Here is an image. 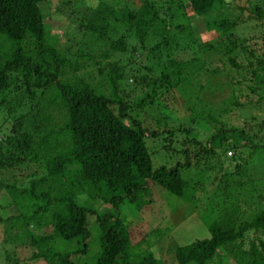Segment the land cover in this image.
I'll return each mask as SVG.
<instances>
[{
    "label": "trees",
    "instance_id": "trees-1",
    "mask_svg": "<svg viewBox=\"0 0 264 264\" xmlns=\"http://www.w3.org/2000/svg\"><path fill=\"white\" fill-rule=\"evenodd\" d=\"M43 1L0 0V105L11 88L20 92L18 109L22 113L0 125V191L8 199L0 208L16 210L14 215L0 218L4 225L2 243L27 246L33 250L29 260L44 264H164L153 253L140 252V243L131 245L129 227L150 203L151 187L194 209V189L200 188L201 195L205 189L202 182L190 187L181 178L182 171L200 161L205 164L220 146L225 152L247 148L264 157V144L254 143L255 137L243 129L224 128L218 120L232 108L241 109L236 98L230 94L225 107H209L198 98L202 87L195 85V74L204 67L198 57L212 53L225 59L228 67L240 70L232 58L239 52L255 64L240 74L235 84L248 80L251 94L260 90L264 95V53L257 55L264 51V0L251 9L235 8L223 0H169L161 14L156 0H115L114 6L99 1L91 12H81L86 20L81 19L78 28L95 44L101 43L100 48L69 56L50 44L39 6ZM116 1L124 3L122 8H115ZM244 19L258 22L261 30L257 35L247 39L236 35ZM196 20L202 22V34L219 40L215 48L208 42L200 43L190 32L189 25ZM120 29L127 37H108V31ZM125 38H133L138 47L127 50ZM151 38L155 41L148 47ZM110 53L128 55L129 62L109 65ZM184 54L189 58L182 60L180 55ZM136 55L149 65L138 67L131 61ZM102 60L108 67L98 73L108 93L78 75L86 62L99 67ZM141 71L146 73L135 77ZM127 73L145 89L134 109L160 108L162 112L154 118L157 125L164 123L165 109L152 101L154 95L172 89L188 93V124L195 126L206 120L219 126L206 146L188 138L192 129L180 125L175 133L184 135L182 160L153 168V152L146 141L159 139L163 133L142 129L138 120L128 116L129 107L118 96V83ZM211 73L218 74V70ZM258 101L264 105V98ZM257 125L264 132V122ZM163 130L171 139L168 147L164 146L169 152L174 135L169 127ZM31 165L40 167L43 176H28L26 186L18 185L15 179L8 182L12 172ZM235 168V173L226 172L220 181L222 198L228 187L242 186L232 180L243 174L238 165ZM79 196L90 202L78 201ZM241 197L243 200L237 199L223 214L217 211V217L208 220L207 238L174 249L175 264H210L219 256L233 264H264V190H243ZM247 201H251L253 211L242 220L238 203L244 207ZM91 202L109 207V212L99 214ZM127 216L131 222L126 221ZM91 224L97 232L95 238L90 236ZM151 234L154 236L150 233L149 237ZM93 243L95 250L90 257ZM15 263L7 256L5 264Z\"/></svg>",
    "mask_w": 264,
    "mask_h": 264
},
{
    "label": "rangeland",
    "instance_id": "rangeland-1",
    "mask_svg": "<svg viewBox=\"0 0 264 264\" xmlns=\"http://www.w3.org/2000/svg\"><path fill=\"white\" fill-rule=\"evenodd\" d=\"M99 1H104L107 5L114 6L115 0H44L39 6L44 14L43 25L46 32L49 34L50 44L54 46L56 50L65 52L69 55L74 54L77 51H81L83 54L92 53L100 48L101 43L95 44L90 37L83 35L78 28L81 19L83 22L86 20L85 16L81 15V12H91ZM122 1V0H121ZM118 2L115 6L116 9L122 8L123 2ZM154 1V0H153ZM169 0H156V3H160V14L162 11H166L167 2ZM185 2V0H182ZM226 4H230L235 8L251 9L254 5H259L261 0H223ZM114 2V3H113ZM178 12V10H177ZM180 12V11H179ZM178 12V14H179ZM257 24V27L255 25ZM261 24V22H260ZM190 32L194 35L195 39L200 43L208 42L212 47H216L219 40L214 39V36H209L203 33L202 22L196 20L190 25ZM259 24L253 20L244 19L242 23L236 28V35L240 38L247 39L250 35H257L261 29L258 28ZM126 34L120 29L116 33L108 31V37L111 40H117L121 35ZM127 50L132 47H138V43L133 38H125ZM155 39L151 38L147 42V46L151 47ZM102 47V46H101ZM264 51L257 52V55H262ZM111 54V53H110ZM128 55L121 53L111 54L110 59L106 60L110 65L114 61L123 62L126 65L129 62ZM182 60L189 58L188 54L180 55ZM235 64L240 66V70L228 67L225 59L220 60L218 56L212 55V53L205 54L198 57L201 62L204 63V67L200 72L195 74V85L202 87L198 98L208 106H215L221 108L226 106L227 99L230 94L236 98L237 102L241 106V109L232 108L229 113H224L218 118L223 124L224 128H230L231 126L243 129L250 136H253L254 143L264 144V132H260L258 129L259 123L264 122V105L258 99H263L264 95L260 90H256L255 94H251V84L248 80L240 84H235L240 74L245 73L250 69V66L255 64V61L248 58L242 53H236L232 56ZM98 60V59H95ZM134 61L138 67L145 64L143 59L135 56ZM105 60L101 61V65L96 67L90 62H86L83 69L80 70L78 75L86 79L94 86H98L101 90H107V86L104 84L103 76L98 73V70L106 71L108 67ZM224 69V72H221ZM218 70V74H212L211 71ZM144 71H141L135 77L144 75ZM156 73V72H154ZM132 77L127 73L118 83V96L125 102L128 107V116L131 119H136L140 122L142 129H147L149 132H161L162 136L159 139L146 141V146L150 152H153L152 161L153 168L160 165L172 166L176 161L182 160L183 150L181 141L183 140V134H176L175 131L180 125L183 129H192L188 138H195L206 146V141L214 134L219 126L212 124L206 120L199 121L198 125L188 124V117L190 112L188 108L191 106L190 99L185 97V92L176 91L172 89L167 92L158 91L154 95L153 102L163 106V118L164 123L157 125L155 123V116L162 112L160 108L148 107L141 111L135 110V103L141 99L144 87H140L135 83ZM194 90H192L193 92ZM108 93V90L106 91ZM20 92L13 91L11 88L6 92L4 97V104L0 105V125L7 122H11L13 118L22 116L19 111V98ZM258 101V103H255ZM25 105L28 104L27 100H24ZM164 104V105H163ZM17 107V108H16ZM223 107V108H224ZM18 109V111H17ZM216 109V108H214ZM166 112V113H165ZM217 118V117H216ZM208 122V123H207ZM123 123H126L124 121ZM164 126L169 127L174 135L172 144H170L169 152L166 151L164 146L168 147V136L163 132ZM230 142L227 143L229 145ZM228 147V146H227ZM171 151V152H170ZM173 151V152H172ZM240 151V152H239ZM239 151L228 150L224 151V148L215 149V156H208L205 164L200 161L197 165L186 171H182L181 178L190 186L195 187L197 182H202L204 186L205 194L201 195L198 190L194 189V197L192 204L194 209L187 202L179 200L173 196L167 194H159V190L156 187H151L150 197L148 198L150 203L141 211L138 212L137 221L129 227L130 236L132 238L131 245L140 243L138 249L143 253H153L155 258L159 259L164 264H175L173 251L177 246H184L192 243L195 240L207 238L208 233L206 230V224L208 220L216 218L218 214H223V210L230 209V205H234L238 199L243 200V190L252 191L253 189L263 191L264 190V170L261 168L264 165V157L259 154L257 157L256 152H251L249 149H241ZM230 153V155H229ZM166 155L168 158H164ZM236 165L240 167L243 172L239 178L232 179L234 184L242 185L241 188L228 187L226 197H220V181L223 175L228 173H235ZM220 168L221 171L216 169ZM208 169V170H207ZM206 171V172H205ZM217 174V175H215ZM8 179V182L13 179L16 180L18 185L26 186L28 183V176L33 178H40L43 176L42 169L40 167L30 166L29 169L23 168L19 172H12ZM209 177V178H208ZM1 179V178H0ZM209 179V180H207ZM260 179V180H259ZM231 180V181H232ZM252 180V182H250ZM263 181V182H260ZM233 186V185H232ZM234 188V189H233ZM201 191V190H200ZM252 193V192H251ZM253 195V194H252ZM221 200L224 201L222 204ZM78 201H87L85 196H79ZM8 199L3 191H0V207L6 206ZM251 201L244 205L246 209L244 211L243 206L238 203L239 218L246 219L249 213L253 211ZM94 207L100 213L109 212V207L100 206V204L94 202L90 205ZM261 207V206H260ZM13 208V207H12ZM9 208L7 211L0 210V218H5L14 215L15 209ZM219 212L216 214V212ZM243 211V212H242ZM247 211V212H246ZM126 221L131 222V217L127 216ZM7 233V232H6ZM150 233H154L149 235ZM11 234V232H9ZM97 232L93 225H90V236L95 238ZM159 235V236H158ZM4 240V225L0 224V264H5L7 256L15 264H44L40 261H31L29 257L33 252L29 247H23L16 245L13 247L10 244L3 245ZM146 244V245H145ZM96 246V243H95ZM95 250L94 243L91 244L89 249V256L93 254ZM80 264H85L84 261H80ZM210 264H233L231 261L225 260L223 257H218L212 260Z\"/></svg>",
    "mask_w": 264,
    "mask_h": 264
}]
</instances>
